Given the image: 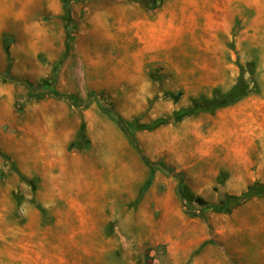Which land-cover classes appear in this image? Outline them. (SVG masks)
Masks as SVG:
<instances>
[{
	"label": "rangeland",
	"instance_id": "obj_1",
	"mask_svg": "<svg viewBox=\"0 0 264 264\" xmlns=\"http://www.w3.org/2000/svg\"><path fill=\"white\" fill-rule=\"evenodd\" d=\"M0 72V264H264V0H0Z\"/></svg>",
	"mask_w": 264,
	"mask_h": 264
},
{
	"label": "trees",
	"instance_id": "obj_2",
	"mask_svg": "<svg viewBox=\"0 0 264 264\" xmlns=\"http://www.w3.org/2000/svg\"><path fill=\"white\" fill-rule=\"evenodd\" d=\"M63 19H64V26H65V32H66V43H65V52H66L69 48L70 41L72 38L71 31H70V26H71L70 10L67 4L65 6V15ZM245 89H246L245 80L243 79L242 76H240L236 84L226 93L222 102L215 103L211 100H207L204 97H200L197 99L196 101L197 103L194 107H189V108L180 109L178 111H175L172 117L173 119L177 120L184 115L194 114L199 111H213L219 107L232 104L235 101L242 98L246 94ZM39 95H40L39 93L33 92V96H39ZM110 111L115 116V119L119 127L123 131H125V133L128 134L129 138L131 139V141L135 144L136 148L138 149L134 136L132 135V132L129 131V128L131 127L132 122H128L125 119H123L113 109H110ZM168 120L169 118H159V119L152 121L149 124L135 125L136 126L135 129H153L162 123L168 122ZM133 124H135V122ZM141 158L143 162L150 168V176L144 185V187H146L148 186L151 180L154 164L150 162L144 155H141ZM162 167L166 170H169V171L171 170L170 168L165 167L164 165H162ZM257 195H264V184L255 183L249 186L247 190L239 198L229 199L227 201V204H230V203H233L234 205L239 204L240 202L248 199L250 196H257ZM196 199L199 201L201 200L199 197H197Z\"/></svg>",
	"mask_w": 264,
	"mask_h": 264
},
{
	"label": "crops",
	"instance_id": "obj_3",
	"mask_svg": "<svg viewBox=\"0 0 264 264\" xmlns=\"http://www.w3.org/2000/svg\"><path fill=\"white\" fill-rule=\"evenodd\" d=\"M84 257H86V256H84ZM91 257H93V256H90L89 258H91ZM47 258H45L44 263H48V264H50V263H53V264H68V262L65 261L63 256H61V255H53V256H49V259H47Z\"/></svg>",
	"mask_w": 264,
	"mask_h": 264
},
{
	"label": "water",
	"instance_id": "obj_4",
	"mask_svg": "<svg viewBox=\"0 0 264 264\" xmlns=\"http://www.w3.org/2000/svg\"><path fill=\"white\" fill-rule=\"evenodd\" d=\"M0 77L5 78V79H10L9 77H7L6 75H4L3 73L0 72Z\"/></svg>",
	"mask_w": 264,
	"mask_h": 264
}]
</instances>
